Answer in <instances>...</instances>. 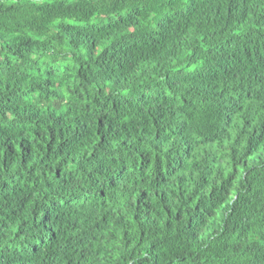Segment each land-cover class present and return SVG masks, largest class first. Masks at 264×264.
Here are the masks:
<instances>
[{
    "label": "trees",
    "instance_id": "obj_1",
    "mask_svg": "<svg viewBox=\"0 0 264 264\" xmlns=\"http://www.w3.org/2000/svg\"><path fill=\"white\" fill-rule=\"evenodd\" d=\"M0 264H264V0H0Z\"/></svg>",
    "mask_w": 264,
    "mask_h": 264
}]
</instances>
